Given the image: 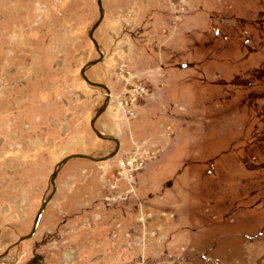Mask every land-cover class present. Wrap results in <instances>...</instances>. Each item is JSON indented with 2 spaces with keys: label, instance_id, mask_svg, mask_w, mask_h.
Wrapping results in <instances>:
<instances>
[{
  "label": "rangeland",
  "instance_id": "obj_1",
  "mask_svg": "<svg viewBox=\"0 0 264 264\" xmlns=\"http://www.w3.org/2000/svg\"><path fill=\"white\" fill-rule=\"evenodd\" d=\"M181 1L102 0L86 76L111 91L95 126L120 151L64 165L0 264H264V0ZM99 17L97 0H0V255L59 162L116 149L81 75Z\"/></svg>",
  "mask_w": 264,
  "mask_h": 264
},
{
  "label": "water",
  "instance_id": "obj_2",
  "mask_svg": "<svg viewBox=\"0 0 264 264\" xmlns=\"http://www.w3.org/2000/svg\"><path fill=\"white\" fill-rule=\"evenodd\" d=\"M97 3H98V7H99L100 17H99L98 21L91 28L90 33H89V37H90L91 41L93 42V44H94V46H95V48H96V50H97V52L99 54V58L97 60L89 62L85 67H83V69L81 70V75H82L84 81L88 85L96 87V88H99V89H102V90H104L106 92V100H105L104 104L102 105V107L99 109V111L96 114L95 118L92 120L91 127H92L93 131L96 133V135L100 139L116 143V149L112 153H110L108 156L100 158V159H95L92 156L86 155V154H74V155H70V156L64 158L61 162H59L57 167H56V169H55V171H54V173L52 174L51 180H50L52 188H53V191H52L51 195L42 203V206L39 209V211H38V213H37V215L35 217L31 233L26 235V236H24V237H21L19 239V241L17 243H15L14 245H12L5 252V254L2 255L0 258L6 257L7 254L9 253V251L13 247L19 246L23 242L32 239L36 235L38 227H39V224H40V221H41V218H42V216L44 214V211L46 210V207L49 204V202L53 199V197L56 194V191H57L56 179L58 177V174H59L60 170L63 168L64 165H66L68 162H70L72 160H75V159H86V160H90V161H93V162H105V161H108V160L114 158L120 151V145H121L120 141L117 138L109 137V136H106V135L102 134L100 131H98L96 129V126H95L97 120L106 112V110L108 108V104L110 103V99H111V91L108 88V86H106V85H104L102 83L93 82L90 79H88V77L86 76V72L90 68L100 64L104 60V53L102 52L99 43L96 41V39L94 37L96 30L100 27V25L104 21V17H105L102 0H97Z\"/></svg>",
  "mask_w": 264,
  "mask_h": 264
},
{
  "label": "built area",
  "instance_id": "obj_3",
  "mask_svg": "<svg viewBox=\"0 0 264 264\" xmlns=\"http://www.w3.org/2000/svg\"><path fill=\"white\" fill-rule=\"evenodd\" d=\"M187 0H182L179 4L178 9L181 8V6L186 2ZM174 5V3H173ZM121 166L123 167H132L133 163L132 162H128V163H121ZM141 166H143V164L141 163ZM111 189L113 190V193L111 194V196H106L105 200L107 202H116L118 200H120L122 197H120V193H117V185H112ZM141 220L139 221V224L141 226V228L145 231L147 229V225L150 223H153V221L155 219H153L152 215L146 212H143L141 214V217H139ZM156 234V233H155ZM154 234V235H155ZM141 264H145V260L143 258H141Z\"/></svg>",
  "mask_w": 264,
  "mask_h": 264
},
{
  "label": "flooded vegetation",
  "instance_id": "obj_4",
  "mask_svg": "<svg viewBox=\"0 0 264 264\" xmlns=\"http://www.w3.org/2000/svg\"><path fill=\"white\" fill-rule=\"evenodd\" d=\"M10 251H11V250H10ZM10 251H9V253H10ZM9 253H8V254H9ZM4 254H5V253H3L2 255H4ZM8 254H7V256H8ZM2 255H0V257H1ZM7 256H6V257H7ZM6 257L0 258V263H1ZM35 263H36V261H35V262H34V261L32 262V264H35Z\"/></svg>",
  "mask_w": 264,
  "mask_h": 264
},
{
  "label": "crops",
  "instance_id": "obj_5",
  "mask_svg": "<svg viewBox=\"0 0 264 264\" xmlns=\"http://www.w3.org/2000/svg\"><path fill=\"white\" fill-rule=\"evenodd\" d=\"M176 12H178V11H177V9H176L175 13H176ZM197 20H198L197 18H194V21H196V22H197ZM194 23H195V22H194Z\"/></svg>",
  "mask_w": 264,
  "mask_h": 264
}]
</instances>
